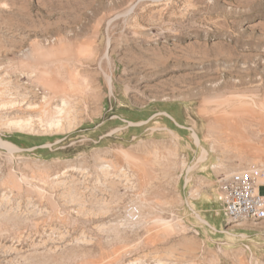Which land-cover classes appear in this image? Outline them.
<instances>
[{"label": "rangeland", "instance_id": "1", "mask_svg": "<svg viewBox=\"0 0 264 264\" xmlns=\"http://www.w3.org/2000/svg\"><path fill=\"white\" fill-rule=\"evenodd\" d=\"M0 142V264H264L215 199L264 169V0H0Z\"/></svg>", "mask_w": 264, "mask_h": 264}, {"label": "built area", "instance_id": "2", "mask_svg": "<svg viewBox=\"0 0 264 264\" xmlns=\"http://www.w3.org/2000/svg\"><path fill=\"white\" fill-rule=\"evenodd\" d=\"M215 199L221 204L228 229H246L264 220V169L249 166L232 179L220 178ZM130 214H138L135 208Z\"/></svg>", "mask_w": 264, "mask_h": 264}, {"label": "bare ground", "instance_id": "3", "mask_svg": "<svg viewBox=\"0 0 264 264\" xmlns=\"http://www.w3.org/2000/svg\"><path fill=\"white\" fill-rule=\"evenodd\" d=\"M52 110H53V112H52L53 116L52 117H50L48 120H46L43 124H42V122H38L39 126H37V127H39L41 130L49 131V132H60L61 133V132H64L65 130H70V129L72 130V128L76 126V123H77V121H76L77 119H76V116H75L76 112L73 113L74 109L71 106L70 101H68L65 98H61L59 100L58 104H56L54 107L52 106ZM33 122H34V120L32 121L30 118H28L26 120L14 121L12 124H13V127L15 129L17 128V129H29V130H32ZM174 145L175 144H173V146ZM0 147H6L8 149H13L11 144H4L2 142H0ZM182 167H184V163H182ZM110 168L111 167H109L108 165H104L102 167V170L105 171V173H104L105 175H107V173L109 174L108 171H109ZM126 182H128V181H126ZM192 197L195 198V199H198L199 196L197 194V191H193L192 192Z\"/></svg>", "mask_w": 264, "mask_h": 264}, {"label": "flooded vegetation", "instance_id": "4", "mask_svg": "<svg viewBox=\"0 0 264 264\" xmlns=\"http://www.w3.org/2000/svg\"><path fill=\"white\" fill-rule=\"evenodd\" d=\"M159 117L162 118V119H166V120L172 121L173 123H175L176 125L179 126L178 129H180V130H184V129H185L183 125H181V124H177V123L175 122V118H174V116L168 114V112H165V114H164L163 116L160 115Z\"/></svg>", "mask_w": 264, "mask_h": 264}]
</instances>
